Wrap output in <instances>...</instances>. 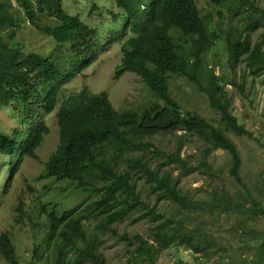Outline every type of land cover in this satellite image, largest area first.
Wrapping results in <instances>:
<instances>
[{
  "label": "trees",
  "instance_id": "trees-1",
  "mask_svg": "<svg viewBox=\"0 0 264 264\" xmlns=\"http://www.w3.org/2000/svg\"><path fill=\"white\" fill-rule=\"evenodd\" d=\"M13 1L26 19L18 16ZM64 1L0 0V104L11 105L18 111L16 117L21 118V126L14 129L12 136L0 133V153L9 158V170L16 172L24 157L35 158L50 131L45 117L57 111L59 142L45 163V173L93 195L84 207L64 211L53 203L40 205V210L48 214L44 243L52 246L51 264H108L105 256L98 253L96 235H86L85 223L90 218L100 222L96 225L98 231L126 244L129 254L125 264H158L173 248L190 250L215 264H238L233 251L229 253L226 247L232 250L235 241L223 244V238L206 220L191 226L198 219L190 216L196 214L209 218L239 216V221L244 220L237 224L243 229L238 227L242 233L237 238L241 244L239 255H248L240 264H264V230L248 226L251 220L264 217V204L243 182V159L229 134L254 138L232 113L225 78L217 75L215 68H208V56L220 35L197 1L115 0L122 13H114L113 17L116 21L121 17L123 25L106 41L98 27H90L80 16L67 13ZM207 1L219 6L226 0ZM241 2L250 8L244 17L245 28H236L233 36L228 32L225 43L230 68L236 70L244 65L241 82L231 81L242 90L246 72L254 77L264 75V9L253 0ZM92 9L97 6L94 4ZM46 18L50 24L42 22ZM25 21L57 44H69L76 73L89 68L100 50L126 38L121 44L122 62L117 75L135 73L163 105L154 102L141 111H119L108 93L83 91L58 106L61 88L73 79V74H65L56 60L26 53L14 42L15 31ZM260 30L254 41L253 35ZM177 77L198 86L218 115L217 125L181 107L170 90L171 79ZM167 135L176 139L172 151L146 141ZM192 136L203 144L193 161L182 156ZM217 150L228 154L229 175L239 190L233 193L224 185H216L210 192L198 189L205 197L195 198L180 187L181 179L193 174L214 178L217 174L210 158ZM176 170L179 173L174 176ZM139 182L148 187L145 198ZM161 202L177 207L181 219L160 211ZM134 212L139 215L132 223L147 221L153 227L147 238L118 232L116 225ZM232 236L235 240L233 233ZM42 248H35L36 257ZM0 257L7 264H21L11 237L5 233L0 236Z\"/></svg>",
  "mask_w": 264,
  "mask_h": 264
},
{
  "label": "rangeland",
  "instance_id": "rangeland-1",
  "mask_svg": "<svg viewBox=\"0 0 264 264\" xmlns=\"http://www.w3.org/2000/svg\"><path fill=\"white\" fill-rule=\"evenodd\" d=\"M196 1L203 15L220 35V39L208 56V68H215L216 74L225 78L228 83L226 90L232 99V113L254 138L229 134L243 159L242 180L264 204V75L254 77L246 72L242 90L232 85L231 81L238 84L241 82V75L245 71L244 65L237 67L236 70L230 68L225 43L228 32H232L233 36L236 28L244 30L246 24L244 17L248 15L250 8L241 0H226L219 6L210 4L207 0ZM253 1L256 6L264 9V0ZM13 3L21 20L26 19L23 10L14 1ZM94 4L97 9H92ZM63 7L70 15L80 16L81 20L90 27H98L101 38L105 41L111 33L120 31L123 25L121 17L117 21L113 17L114 13L121 12L115 0H65ZM42 22L51 23L48 18L43 19ZM260 32L262 30L253 35L254 41L257 40ZM129 36L130 33H127V37ZM125 40L126 38L109 45L105 50H100L95 62L82 73H76L72 66L69 44H57L52 38L39 32L29 21L22 23L21 27L15 31L14 42L26 53H38L56 60L64 68L65 74H73V79L61 88L58 106L66 99L83 91L92 94L108 93L114 108L119 111H141L154 102L163 105L160 99L157 100L152 96L146 84L135 73L125 72L117 75L118 67L122 62L121 44ZM197 89L198 86L186 78L177 77L170 82V90L181 107L195 111L217 125L219 120L217 113L210 108L202 91L198 89L201 91L199 92ZM17 113L18 111L13 110L11 105L0 104V133L12 136L14 129L21 126V118L16 117ZM45 121L50 130L49 134L44 137L41 147L36 150L35 158L24 157L16 172L9 170V158L0 153V236L5 233L11 237L21 264H27L30 261H34L35 264H51L52 246L49 248L44 243L46 232H48V227L45 225L48 214L40 210L41 204L53 203L57 205L59 211H64L77 206L84 207L93 199V195L74 189L65 180L46 175L45 163L56 150L59 142L58 112L47 115ZM190 139L191 142L182 149V156L193 161L200 155V147L203 144L196 137L192 136ZM146 141H154L157 146L163 147L166 151H172L176 145V139L172 135L147 138ZM147 157L150 158L151 155L147 153ZM210 161L217 174L214 178L193 174L182 178L180 187L190 191L195 198L205 197V193L198 189L203 188L210 192L216 185H224L233 193L238 191L239 185L229 175L228 154L223 150H217L211 155ZM153 163L155 165V162ZM120 168H123L122 165ZM178 173V170L174 171V176ZM138 187L145 198L148 187L143 182H139ZM158 208L168 216L181 219L178 208L167 202H161ZM138 215L139 212L131 213L128 218L117 224L118 232L129 236L139 234L147 238L153 227L147 221L132 223ZM190 217L198 219L193 220L191 226L196 225L200 220H206L214 227V230L216 229V235L223 238V244H226V241H235V249L226 247L229 253L233 251L236 263L240 264L247 258V254L240 256L238 250L241 244L239 245L237 238L242 236L241 230H243L239 225L244 221L243 219L239 221V216L224 214L221 217L209 218L196 214ZM98 223L100 222L90 218L85 223L86 235H96L98 253L105 256L108 264H125L126 255L129 254L128 247L125 243L118 242L111 234L98 231L96 228ZM248 226L256 230H264V217L251 220ZM232 233L235 240H232ZM37 246L43 248L37 250L39 254L36 257L34 250ZM7 263L0 257V264ZM158 264H215V261L195 255L184 248H173L159 259Z\"/></svg>",
  "mask_w": 264,
  "mask_h": 264
}]
</instances>
